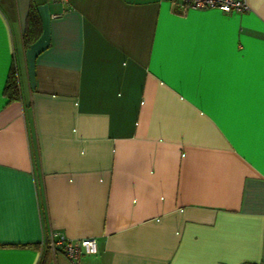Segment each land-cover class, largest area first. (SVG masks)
<instances>
[{
  "label": "crops",
  "instance_id": "1",
  "mask_svg": "<svg viewBox=\"0 0 264 264\" xmlns=\"http://www.w3.org/2000/svg\"><path fill=\"white\" fill-rule=\"evenodd\" d=\"M242 1L0 0V264H69L60 237L95 239L79 264H264V0Z\"/></svg>",
  "mask_w": 264,
  "mask_h": 264
},
{
  "label": "built area",
  "instance_id": "2",
  "mask_svg": "<svg viewBox=\"0 0 264 264\" xmlns=\"http://www.w3.org/2000/svg\"><path fill=\"white\" fill-rule=\"evenodd\" d=\"M52 2L67 4L69 0H51ZM172 4H178L183 10H217L223 14L232 12L241 13L248 9L242 0H168ZM51 247L61 249L69 264H79L83 255H94L97 253L96 241L93 238H85L79 241H70L64 237L51 242Z\"/></svg>",
  "mask_w": 264,
  "mask_h": 264
},
{
  "label": "trees",
  "instance_id": "3",
  "mask_svg": "<svg viewBox=\"0 0 264 264\" xmlns=\"http://www.w3.org/2000/svg\"><path fill=\"white\" fill-rule=\"evenodd\" d=\"M32 14V13H31ZM18 89H17V81L13 72H11L7 78L6 85L4 88V95L13 100L17 97Z\"/></svg>",
  "mask_w": 264,
  "mask_h": 264
}]
</instances>
